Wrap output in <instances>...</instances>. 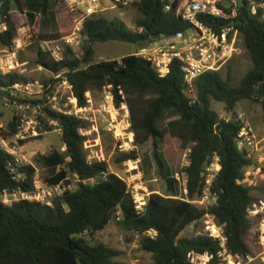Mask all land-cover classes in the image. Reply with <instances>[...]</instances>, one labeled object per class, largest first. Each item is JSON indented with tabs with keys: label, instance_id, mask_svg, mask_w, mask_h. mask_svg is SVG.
Here are the masks:
<instances>
[{
	"label": "trees",
	"instance_id": "trees-1",
	"mask_svg": "<svg viewBox=\"0 0 264 264\" xmlns=\"http://www.w3.org/2000/svg\"><path fill=\"white\" fill-rule=\"evenodd\" d=\"M56 1L60 6L65 5V0ZM134 5L142 16L136 24L139 31L133 32L122 21L98 13L84 22L83 58L78 51L67 48L64 60L55 62L38 47L35 64L52 75L64 74L74 87L81 109L91 103L89 95L107 88L111 89L117 108L126 103L132 115L135 145L143 148L152 144L153 160L168 183L169 195H151L143 213H139L128 184L111 173L107 163L89 160L88 138L81 132L90 129L91 124L53 113L65 151L55 149L49 155H39L34 166H16L14 158L0 150V196L18 191L33 194L38 167L45 170L43 183L48 187H68L70 179L77 178V188L66 189L53 200L52 206L29 200L11 205L0 202V264H129L118 260L119 252L103 244L93 245L88 239L105 230L113 220L140 236V248L153 256L154 264H190L188 255L192 252L217 256L222 249L220 241L207 235L183 236L207 215L213 216L222 228L232 255L243 259L251 256L249 211L256 199L252 188L243 181L245 170L254 163L238 149L241 125L223 121L212 105L213 102L224 104L226 112L235 117L239 103L252 101L261 105L264 115V19L253 17L247 7L239 9L236 28L253 64L240 85H233L231 72L226 79L221 72L206 73L196 81V99H193L178 61L165 78L135 54L121 61L92 62L96 44L120 42L142 49L155 42L154 35L172 37L191 28L174 12H167L163 0H137ZM14 7L26 13L31 25H39V45L41 41L67 36V32H59L61 23L53 0H0V20L8 25V31L0 34V47L12 48L17 38L12 18ZM202 21L209 26L215 24L210 18ZM22 82L28 80L16 74L0 78V94ZM169 117L173 120L164 127L162 124ZM18 125L13 118L7 130H1L0 134L13 136ZM167 136L177 139L183 150L191 151L190 165L185 168L188 199L177 198V183L161 150ZM215 156L220 166L211 189L217 197L216 203L198 206L192 202L204 196L203 175ZM138 159L139 152L134 150L123 153L117 163Z\"/></svg>",
	"mask_w": 264,
	"mask_h": 264
},
{
	"label": "built area",
	"instance_id": "built-area-1",
	"mask_svg": "<svg viewBox=\"0 0 264 264\" xmlns=\"http://www.w3.org/2000/svg\"><path fill=\"white\" fill-rule=\"evenodd\" d=\"M66 1L70 12L78 14V17L74 20V28L71 34L60 40L40 42L42 51L55 62L64 60L67 48L75 50L76 46L80 44V40L84 38L83 30L86 19L111 9L130 6L129 0ZM104 2H107L108 5H105ZM163 2L165 10L174 12L176 16L188 23L191 26L190 30L180 32L172 37H162L160 40L140 49L135 56L150 63L162 78L170 75L175 61L180 62L185 74L188 94L191 95L195 93L196 81L202 75L220 72L235 54L237 44L240 41V34L235 23L239 9H241L240 0H163ZM244 5L253 17L261 16L264 19V0H244ZM202 18L213 19L215 24L209 26L202 21ZM218 21L224 22V25L217 24ZM6 31H8L7 23L0 20V34ZM25 46L26 43L23 40L16 38L12 48L0 47V78H6L13 74L22 76L24 64L19 60V53ZM53 76V81L48 84L22 82L3 90L5 95L3 106L13 113V118L17 119L19 125L17 133L13 136L6 137L0 134V150L12 156L16 166L24 164V159L19 156V150L25 146L22 143L36 140L51 132L47 129L48 126L55 129L58 127L57 121L52 116L53 113L89 121L88 108L81 109L79 107L74 87L68 78L64 74ZM107 89L109 90L105 94L106 104L109 110H115L114 95L110 88ZM125 104H122L123 109L129 115L128 106ZM222 120L226 123L236 121L241 125V131L237 139L238 149L254 163L244 172L243 182L247 185L253 177L261 173V169L255 165V159L258 158L260 163L264 160V138L258 137L252 124L243 115L223 117ZM81 133L84 134V130ZM190 152L188 150L185 154L188 166L190 165ZM219 170V159L215 156L206 167L203 175L206 186L204 196L198 200L199 203L203 204L210 199L216 203L217 197L211 189ZM15 171L14 168L13 172ZM173 178L177 184L182 182L185 192L188 193V175L185 170L183 173L176 174ZM34 185L35 192L33 194H25L19 191L13 194L6 192L0 196V202L11 205L15 201L29 200L52 206L53 200L61 196L66 189H69L63 185L48 187L45 184H39L36 180ZM198 201L192 203L196 204L195 202ZM145 205H136L137 211L143 213ZM253 207L254 210L252 208L249 211V216H258L260 213H264V202H260V208L257 205ZM206 217L214 219V222L208 225V234L206 235L220 241L222 249L217 256L209 253L197 254L192 252L188 255L189 263L213 264L217 260L218 264H248L251 261L250 256L243 259L238 255H232L227 248V239L222 228L217 225L213 216L207 215ZM260 231L261 240L264 241V224L261 226ZM262 245H264V242H262Z\"/></svg>",
	"mask_w": 264,
	"mask_h": 264
},
{
	"label": "rangeland",
	"instance_id": "rangeland-1",
	"mask_svg": "<svg viewBox=\"0 0 264 264\" xmlns=\"http://www.w3.org/2000/svg\"><path fill=\"white\" fill-rule=\"evenodd\" d=\"M130 6L126 8H116L104 12V15L110 19H118L122 21L129 30L133 32L139 31L136 27L137 22L142 18L134 3L137 0H129ZM54 11L61 25L59 32L63 34L67 32L69 36L74 28V20L78 14H72L69 10L68 3L60 6L56 0H53ZM12 18L17 27V38L26 43L24 49L19 53V60L24 64V72L22 76L28 82H40L48 84L53 81V75L35 64V51L40 45L38 44V35L41 32L39 25H31L28 22L25 12L13 8ZM63 24V25H62ZM65 24V25H64ZM66 37V36H64ZM85 39L80 40V44L76 46V51L83 58L86 54ZM141 48L120 42H111L107 44H96L93 47L92 62L100 63L104 61L119 60L123 57L136 54ZM253 64L248 51L244 48L241 37L237 44V50L229 63L224 66L220 72L224 79L228 77L229 72L232 73V82L234 86H239L242 78L252 68ZM109 89L103 92L92 93L89 95L91 103L88 106L87 116L90 129L84 130L87 136L86 152L90 161H102L107 163L111 173L118 175L129 186L136 205L144 206L151 195L158 194L168 196V183L160 175L158 167L153 160L152 144L139 148L135 145V135L132 132V115L129 109V115L123 109V105L115 110H109L106 104L105 94ZM196 98V93L190 95ZM5 95L0 94V130H7L9 123L13 120V113L4 108ZM104 106L106 107L104 109ZM213 110H215L221 118L234 117L226 112L225 105L213 102ZM236 116L243 115L244 118L252 124L256 133L262 136L264 129V115L260 104L252 101H243L238 104ZM173 120L168 118L162 125L164 127ZM264 138V137H263ZM262 139V138H261ZM28 146L19 150V156L24 159L25 165H35L36 157L39 155H49L55 149L63 150L61 131L53 129L51 132L43 135L39 139L31 140ZM134 150L139 152V159L135 162L117 163V160L123 153H129ZM166 162L171 169V174L176 176L183 173L188 167L185 154L188 150L181 148V143L170 136H167L161 147ZM256 167L261 169V173L253 177L247 183L252 188V195L256 199V204L260 208V202H264V160L259 162L255 159ZM46 172L42 168H37L36 181L44 184L43 180ZM69 190H75L78 185L77 178L70 179ZM250 183H252L250 185ZM65 186V185H64ZM177 198L188 199V193L185 192L182 182H178L176 186ZM198 206L209 207L215 204L210 199L201 204L195 202ZM254 210V207L253 209ZM252 230L248 236V244L251 250V261L248 264H264V245H262L260 228L264 224V213L258 216H251ZM214 222V219L206 217L200 223L189 227L183 234L184 237H195L208 234V225ZM93 245L103 244L120 253L119 261L129 264H154V258L151 254L145 253L140 248V236L136 233L129 232L122 228L118 220H113L108 227L99 232L94 237H88Z\"/></svg>",
	"mask_w": 264,
	"mask_h": 264
},
{
	"label": "water",
	"instance_id": "water-1",
	"mask_svg": "<svg viewBox=\"0 0 264 264\" xmlns=\"http://www.w3.org/2000/svg\"><path fill=\"white\" fill-rule=\"evenodd\" d=\"M61 1H64V0H61ZM244 0H240V8H244ZM162 37H165V35H154L153 36V39L155 40V41H158V40H160ZM89 51H90V49L88 50V52H87V54L89 53Z\"/></svg>",
	"mask_w": 264,
	"mask_h": 264
},
{
	"label": "crops",
	"instance_id": "crops-1",
	"mask_svg": "<svg viewBox=\"0 0 264 264\" xmlns=\"http://www.w3.org/2000/svg\"><path fill=\"white\" fill-rule=\"evenodd\" d=\"M105 3V5H108V3L107 2H104ZM104 13V12H103ZM75 51H76V49H75ZM262 136L264 137V129H262ZM257 134V133H256ZM258 135V134H257ZM259 136V135H258ZM263 137H260V138H263ZM26 146H28V144H26L24 147H26Z\"/></svg>",
	"mask_w": 264,
	"mask_h": 264
}]
</instances>
